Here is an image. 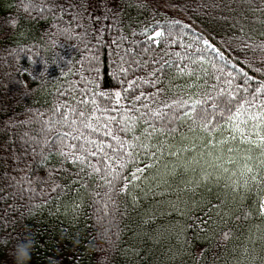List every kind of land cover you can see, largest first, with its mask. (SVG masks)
I'll list each match as a JSON object with an SVG mask.
<instances>
[{
	"label": "trees",
	"instance_id": "1",
	"mask_svg": "<svg viewBox=\"0 0 264 264\" xmlns=\"http://www.w3.org/2000/svg\"><path fill=\"white\" fill-rule=\"evenodd\" d=\"M5 1L0 8V264H13L11 251L26 230L34 241L29 264H102L101 258L103 264H264V217L258 213L264 184L258 185L259 196L253 187L233 200L231 193L225 195L223 174L219 183L214 173L211 181L196 186L200 166L195 174L180 167L175 175L147 179L157 169L163 172L164 164L182 161L157 153L156 163L151 159L155 148L147 153L132 148L133 158L120 152L131 159L122 176L131 178L136 168L153 167L142 173L145 179L138 187L126 190L128 195L120 191L123 180L109 190L103 153L88 158L101 169L96 174L87 165L55 155L58 141L43 143L65 132L75 136L74 128L87 136L90 130L79 121L92 115L93 93L128 90V81L133 86L130 94L123 93L127 98L121 105L135 104L140 109L136 115L167 111L162 104L184 94L168 83L175 68L159 70L169 58L165 53L191 57L201 85L228 89L225 81H231L237 95L251 99L248 93L264 83V51L257 47L264 42V0ZM170 21L179 24L173 27ZM157 27L166 30L165 40L171 43L144 52V29ZM120 56L127 61L126 75L118 71ZM171 59L189 64L188 59ZM158 79L164 82L155 83ZM188 82L187 76L172 79L173 85ZM141 94L139 102L132 99ZM107 106L120 107L114 101ZM99 107H105L103 100ZM116 114L96 112L101 122ZM167 126L178 130L166 143L181 146L187 126L176 120ZM120 127L114 133L131 140L132 134ZM91 138L103 141L109 156L108 145L119 147L103 130ZM157 139L165 141V136ZM66 142L76 143L71 138ZM224 167L232 166L225 162ZM253 206L257 211L247 215ZM100 214L114 221L107 241L98 236Z\"/></svg>",
	"mask_w": 264,
	"mask_h": 264
},
{
	"label": "snow or ice",
	"instance_id": "2",
	"mask_svg": "<svg viewBox=\"0 0 264 264\" xmlns=\"http://www.w3.org/2000/svg\"><path fill=\"white\" fill-rule=\"evenodd\" d=\"M89 17L91 18L90 14ZM169 24L174 27L179 22L170 21ZM149 31H151V35H148ZM165 31V29L160 27L154 30L150 28L144 29L146 46L143 51H149L152 45L159 47L161 43H171V41L165 40ZM203 44L212 47L208 39H204ZM248 46L244 45V47ZM257 47L264 51V42ZM125 51L126 53L132 52L134 54L132 49H126ZM165 55L169 58L163 60L159 70L162 72L166 67L175 68L176 73L168 80V83L171 87L179 88L184 94L183 97L174 99L170 103H163L162 108L167 109V111L150 110L149 112L136 115V113L140 112V109L135 104L130 108L121 105V100L127 98L123 93L130 94V89L133 86V81H128V90L122 89L115 93L105 91L93 93V113L87 122L83 119L79 121L82 128L90 130L87 136L80 129L74 128L73 130L77 132L75 136L71 132H65L55 137H49L43 143L49 144L50 141H58V146L54 147L55 155L61 156L65 160H70L73 165H87L96 174H99L101 169L89 163L88 158L89 156L95 157L98 153H103L104 171L111 179H105L104 176H101V179H105L110 191L113 190L114 182L123 180V184L120 185V191L130 195L126 190L129 187H138L139 182L145 179L142 173L146 169L153 167L150 164L145 165L144 168H136L131 178L122 176V170L131 163V159H125L124 156H121V151L128 158H133L134 153L129 149H143L147 153L150 149L155 148L156 151L151 153V159L154 162L157 161V153H159L161 158L164 156L177 157L182 163H174L172 167H169L166 163L163 166V172L157 169L156 173L147 179H155L157 176L162 179L165 174L175 175L176 170L180 167H183L186 172L192 171L195 174L196 166H200L201 170L199 179L195 182L196 186L211 181L214 173L216 182L219 183L223 174L226 181L224 184L225 195L231 193L233 200L242 192H251L253 187L257 188V196H259L260 189L258 185L264 184V83L256 88L255 92L248 93L251 99L241 98L236 94V89L231 87V81H225L230 86L228 89L217 90L215 86L209 88L206 82L201 85L202 77L197 74L194 67H190V65L195 64L191 57L181 55V53H165ZM172 56L179 57L180 61L188 59L189 64L182 66L172 60ZM93 59H96V57L94 56ZM119 60L118 71L126 75L127 68L123 65L127 61H125L123 56H120ZM134 63H137L138 66V61H134ZM151 63L155 64L157 61L153 60ZM201 71L203 70L201 69ZM185 76L188 77L190 82L184 85L172 84V79H181ZM145 82L147 83L148 81ZM163 82V79L155 81V83ZM201 87L204 89L203 91H199ZM193 89L198 91H192ZM166 90L158 89L157 91L159 93ZM213 92H215V95H213ZM245 92H247V89H245ZM141 97L142 94L141 96L132 97V99L139 102ZM100 100L105 102V107H99ZM110 101H114L120 107L109 108L107 104ZM143 107L147 108L148 105H143ZM69 111L75 112L76 109H70ZM110 111H115L117 114L105 116L103 122H101L99 116H96V112L105 113ZM79 116L83 118L85 113L81 111ZM93 118L95 122H93ZM172 120L181 121L187 126L186 133L181 135V146L179 147L175 144L166 143L178 130L167 126ZM156 121L160 122L161 126L159 128L156 127ZM65 122H67V116H65ZM72 124L76 125L77 121L73 120ZM119 125H122L119 131L125 134H132L131 140L122 139L114 133L113 128ZM141 126H143L142 130ZM102 130L105 137L110 136L119 146L118 148H112L111 145H108V148L113 153L112 156H109L104 151L103 141L91 138L93 133H99ZM137 132L140 134L136 135ZM161 135L165 136V141L157 139ZM68 138L75 140L76 143L66 142ZM153 140L157 142L153 144ZM93 147H95V150H92ZM173 148L176 150L172 151ZM182 152H191L193 155L182 157ZM113 161L116 162L115 166L112 163ZM209 161L214 163H209ZM225 162L232 167H224ZM202 164L212 168L213 171H208ZM80 170L83 171L84 169L81 168ZM241 199H243V196H241ZM212 207L216 206L212 205ZM256 211V207L253 206L247 215L251 216ZM258 213L261 217H264V199L259 200Z\"/></svg>",
	"mask_w": 264,
	"mask_h": 264
},
{
	"label": "clouds",
	"instance_id": "3",
	"mask_svg": "<svg viewBox=\"0 0 264 264\" xmlns=\"http://www.w3.org/2000/svg\"><path fill=\"white\" fill-rule=\"evenodd\" d=\"M55 41L53 44L55 45ZM113 218L111 216H105L100 214L97 216V227H98V236L102 240L109 239V229L113 226ZM23 240H18L14 245L11 255L13 258V264H29L32 255V248H33V237L30 232L27 230L23 235ZM102 259V264L103 260Z\"/></svg>",
	"mask_w": 264,
	"mask_h": 264
},
{
	"label": "rangeland",
	"instance_id": "4",
	"mask_svg": "<svg viewBox=\"0 0 264 264\" xmlns=\"http://www.w3.org/2000/svg\"><path fill=\"white\" fill-rule=\"evenodd\" d=\"M5 2H6L5 0H0V8L3 7V5H5ZM175 158H177V157H175ZM156 163H157V162H156ZM156 163H155V164H156ZM213 163H214V162H213ZM262 199H264V195L262 196Z\"/></svg>",
	"mask_w": 264,
	"mask_h": 264
}]
</instances>
